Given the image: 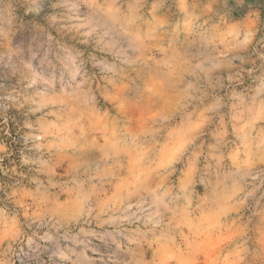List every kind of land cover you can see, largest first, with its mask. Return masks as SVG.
Wrapping results in <instances>:
<instances>
[{"label":"rangeland","instance_id":"obj_1","mask_svg":"<svg viewBox=\"0 0 264 264\" xmlns=\"http://www.w3.org/2000/svg\"><path fill=\"white\" fill-rule=\"evenodd\" d=\"M0 264H264V0H0Z\"/></svg>","mask_w":264,"mask_h":264}]
</instances>
